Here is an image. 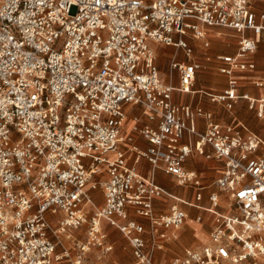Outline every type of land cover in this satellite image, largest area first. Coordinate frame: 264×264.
I'll return each instance as SVG.
<instances>
[{
    "label": "built area",
    "instance_id": "built-area-1",
    "mask_svg": "<svg viewBox=\"0 0 264 264\" xmlns=\"http://www.w3.org/2000/svg\"><path fill=\"white\" fill-rule=\"evenodd\" d=\"M209 28L233 31L236 50L193 58L189 39L207 48ZM153 43L176 49L177 85L161 77ZM262 43L264 0H0V264L109 253L103 223L126 240L131 264H157L188 216L182 205L213 223L207 242L167 264H264V136L236 114L244 101L264 123V75H245ZM210 60L225 78L217 92L194 88ZM174 92L201 94L229 120ZM193 152L222 163L210 185L185 168ZM157 169L193 199L159 184ZM163 198L173 200L165 211Z\"/></svg>",
    "mask_w": 264,
    "mask_h": 264
},
{
    "label": "rangeland",
    "instance_id": "rangeland-1",
    "mask_svg": "<svg viewBox=\"0 0 264 264\" xmlns=\"http://www.w3.org/2000/svg\"><path fill=\"white\" fill-rule=\"evenodd\" d=\"M221 32H224L226 34V36H221V35H217L216 33H209V36L211 38H208L209 41V46L207 48H203L201 41L200 40H194V39H189V43L191 44V46L193 47V58H200L202 59L203 57V52H206V54L210 55L211 59L212 56L216 53H226V52H233L234 50H236V46H237V38L236 36H234L233 31H229L226 29H217ZM158 50L155 56V62L158 66V69L160 71V75L161 77H164L165 80H171L173 85H176L178 83V76L177 73H174V76L172 77V79L169 78L168 75V64L170 59L174 56V54L176 53V49L174 47H165L164 49H162V46L160 45H156ZM206 49V51H205ZM259 51H257L255 58L257 60V68L259 71L264 72V55L259 54V52L264 53V43H262V45L260 46V48H258ZM178 53H180V51H178ZM179 58L181 59H186L185 57H183L182 55H179ZM206 68L204 69V73L203 75L206 76L207 82L210 83L211 79L214 77V65L212 60L210 61H206L204 62ZM207 73V74H206ZM194 88H198L200 86V82L196 81V84L194 85ZM222 87V86H221ZM220 90V88H219ZM199 95L198 94H176L175 93V98L177 101H191L192 103L197 102ZM202 101L204 102V106L211 109V110H216V104L210 102L208 100V98L206 97H202L201 98ZM239 104L236 106V114L238 116H240L242 118V120L247 124V126L262 134V136H264V123H262V121L258 120V118H256V116L254 115V112L252 110H248L246 108V103L244 101H240L238 102ZM222 113L224 115V118L226 120H229V113L222 110ZM201 160H203V158H201L200 156H198ZM205 159V158H204ZM149 167V164L147 163V169ZM145 173H147V171H144ZM198 175L201 177H204L205 183L206 184H211L212 183V179L217 175V173L214 170H210L207 171L205 170L203 171H199ZM159 183H161V185H163L167 190L171 191L174 194H180L181 191V187L178 186L175 181L174 178L169 176V175H164V177L162 179L159 180ZM214 189V186H210L208 190H212ZM94 193H96L98 196L95 200V203L97 206H99L102 203V192H101V186L97 185V188L95 190H93ZM170 203H173L172 199H167V205H169ZM203 204L208 205V201L205 200L203 202ZM195 212H200L205 218H213L212 215L200 210V211H196ZM191 218V217H189ZM187 218L185 220V224L182 226L181 229V233L184 230H187L189 225L195 226L196 223H194L192 221V219ZM197 225V224H196ZM107 236L109 238V240L112 242L113 244V250L109 253L106 254H101L99 251H96L95 249L90 250L89 252H87L84 256V259L82 261L81 264H131V253H130V249L128 247V244L126 242V240L123 238V236L120 234V232L113 228L110 227L108 225H106V227H104ZM198 235H200L198 237L197 240H201V241H195V242H191L189 244H185L181 237L179 238V240L177 242L171 243V245L173 247H175V250L177 253H182V249L186 246H196L199 244H203L205 242L208 241V227H205L203 230L199 227L198 229ZM84 229L82 230H73L71 232L72 235H76L77 233H81L82 236L84 237ZM196 232V231H195ZM196 235V233H195ZM62 237V236H61ZM196 237V236H195ZM64 239V237H62ZM190 239V238H189ZM193 240V239H192ZM66 241V240H65ZM202 242V243H201ZM68 243V241H67ZM69 245L71 244L70 242L68 243ZM159 255H161L162 257H165L166 259L169 260V258H171V256L174 255L173 252L170 251V249H165L164 251H162ZM167 260V261H168Z\"/></svg>",
    "mask_w": 264,
    "mask_h": 264
},
{
    "label": "crops",
    "instance_id": "crops-1",
    "mask_svg": "<svg viewBox=\"0 0 264 264\" xmlns=\"http://www.w3.org/2000/svg\"><path fill=\"white\" fill-rule=\"evenodd\" d=\"M217 29H222V28H209L208 29V38H211L210 36H209V33H218L217 35H221V36H226V34L224 33V32H221V31H219V30H217ZM234 36H236L235 34H234ZM237 38V37H236ZM153 45V48L155 49V53L157 52V51H160V50H158V48H157V46L156 45H160V44H157V43H153L152 44ZM262 45V44H261ZM260 45V46H261ZM160 46H162V49H164L165 48V46H163V45H160ZM237 47V46H236ZM205 51H206V49H205ZM235 51V50H234ZM233 51V52H234ZM259 51V50H258ZM233 52H226V53H233ZM203 53H206V52H203ZM202 53V54H203ZM221 53V52H220ZM217 54V53H216ZM259 54H261V55H264V53H262V52H259ZM215 55V54H214ZM255 55H256V53L252 56V58H253V60L255 61V64H256V69H255V71H253V72H246L245 73V75L246 76H252V75H264V72H262V71H259L258 70V68H257V60H256V58H255ZM197 58V57H196ZM198 59H200V58H198ZM203 74H205L203 71L202 72H199V73H197V75H196V81H199L200 82V86L198 87V88H195V89H198V90H205V91H212V92H217V91H220L223 87H224V84H225V78L223 77V76H221V75H218L217 73H215L214 72V77L210 80L211 82L210 83H208L207 82V79H206V76L205 75H203ZM207 74V73H206ZM162 78H164V77H162ZM165 79V78H164ZM171 81V80H170ZM171 83H172V81H171ZM173 84V83H172ZM178 84V83H177ZM176 84V85H177ZM196 84V83H195ZM222 86V87H221ZM219 88H220V90H219ZM247 88V90H248V92H250L251 94H256V93H258V90L257 89H255V88H253V87H246ZM175 93L176 94H181V95H183V94H192V93H179V92H174V94H173V100L176 102V103H192L191 101H177L176 100V98H175ZM194 94H198L199 95V97H198V100H197V102L199 103V102H201L202 103V105L204 106V102L202 101V97L203 96H201V94H199V93H194ZM197 102H195V103H197ZM195 103H192V104H195ZM205 107V106H204ZM206 109H209V108H207V107H205ZM126 110H129V111H131L132 110V107H131V105H127L126 106ZM136 110V109H135ZM138 110V109H137ZM209 110H211V109H209ZM211 111H214V113H215V115H216V117L217 118H219V119H221V120H224V121H227L225 118H224V115H223V113H222V109L219 107V106H216V110H211ZM129 115H131L130 113H129ZM240 117V116H239ZM241 118V117H240ZM242 119V118H241ZM130 125H131V120H130V118H128L127 119V121H126V123L124 124V126H123V128H122V132L125 134V135H128L129 133H130ZM135 142L140 146V147H142V148H145L146 146H147V143H146V141H144L142 138H140V137H138V136H136L135 137ZM207 150H209L208 149V147H207ZM201 157V156H200ZM201 158H203V157H201ZM147 161H145V160H142L141 161V163L139 164V170H140V172L143 174V175H147L148 174V171H149V169L151 168V165L149 164V167H148V169H147ZM185 168L186 169H189V170H195L196 172H197V174H198V172L199 171H205V170H207V171H210V170H214L216 173H217V175L212 179V182L219 176V174H220V172H221V168H222V163L220 162V161H217V160H215V159H204L203 158V160H201L199 157H198V155L197 154H195V152H193V154L192 155H190L188 158H187V160H186V162H185ZM144 171H147V173H145ZM199 176V175H198ZM156 177H157V181H158V183H159V180L160 179H162L163 177H164V174L162 173V171L160 170V169H157L156 170ZM200 178H201V180L203 181V183H205V180H204V177H201V176H199ZM159 184H161V183H159ZM163 186V185H162ZM182 189H181V191H180V193H181V195L180 194H174V193H172L171 191V193L172 194H174V195H176V196H178V197H182V198H184V199H186V200H192L193 199V191L191 190V189H189V188H187V187H181ZM167 199H169V198H163V199H158V200H156L155 201V205L158 207V208H160L161 210H163V211H165L168 207H169V205L171 204H169V205H167ZM205 200H207L208 201V199H207V195H206V193H205V197L203 198V200L201 201V204L203 205V206H206L205 204H203V202L205 201ZM182 208L187 212V214H188V216H187V218H189V217H191V218H189V219H192V221L194 222V223H196L195 224V226H192V225H189L188 226V228H187V230H184L182 233H181V229H182V227L178 230V238L175 240V241H172V242H169V243H167V245H166V248L165 249H170V251L171 252H173L174 253V255L173 256H175V255H179V254H181V253H177L176 252V250H175V247H173L172 245H171V243H174V242H177L178 240H179V238L181 237V239H182V241L185 243V244H189V243H191V242H195L197 239H198V237L200 236V235H198V229H199V227L203 230L205 227H208L209 228V230H210V228H211V226H212V223H213V221H212V218H205L200 212H195L194 213V210H196L195 208H193V207H189V206H185V205H182ZM197 211V210H196ZM199 211V210H198ZM197 215H201L202 216V221H200V222H198V221H196L195 220V216H197ZM186 218V219H187ZM185 219V220H186ZM137 220H139V221H142V222H144L145 223V220L144 219H142V218H137ZM184 224H185V222H184ZM183 224V225H184ZM106 223H103V226L104 227H106ZM182 225V226H183ZM209 230H208V232L207 233H209ZM196 231V232H195ZM195 233H196V235H195ZM196 236V237H195ZM190 238V239H189ZM193 239V240H192ZM198 242L199 241H201V240H197ZM202 243V242H201ZM199 245H201V244H199ZM197 246V245H196ZM187 247H193V246H186V247H184L183 249H185V248H187ZM183 249H182V251H183ZM172 257V256H171ZM170 259V258H169ZM131 260H132V257H131ZM168 259H166L165 257H162L161 255H157L156 256V262H157V264H167V261ZM131 263H132V261H131Z\"/></svg>",
    "mask_w": 264,
    "mask_h": 264
},
{
    "label": "bare ground",
    "instance_id": "bare-ground-1",
    "mask_svg": "<svg viewBox=\"0 0 264 264\" xmlns=\"http://www.w3.org/2000/svg\"><path fill=\"white\" fill-rule=\"evenodd\" d=\"M95 204V207L97 208L98 206L96 205V203H94Z\"/></svg>",
    "mask_w": 264,
    "mask_h": 264
}]
</instances>
